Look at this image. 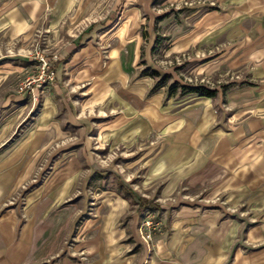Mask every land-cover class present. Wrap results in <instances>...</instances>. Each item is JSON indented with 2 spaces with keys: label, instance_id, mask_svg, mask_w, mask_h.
I'll return each instance as SVG.
<instances>
[{
  "label": "rangeland",
  "instance_id": "obj_1",
  "mask_svg": "<svg viewBox=\"0 0 264 264\" xmlns=\"http://www.w3.org/2000/svg\"><path fill=\"white\" fill-rule=\"evenodd\" d=\"M263 77L264 0H0V158L19 179L1 210L49 185L68 248L84 239L127 264H167L184 219L231 213L186 178L258 114ZM139 197L157 207L139 210Z\"/></svg>",
  "mask_w": 264,
  "mask_h": 264
},
{
  "label": "crops",
  "instance_id": "obj_2",
  "mask_svg": "<svg viewBox=\"0 0 264 264\" xmlns=\"http://www.w3.org/2000/svg\"><path fill=\"white\" fill-rule=\"evenodd\" d=\"M60 5L57 1L51 7L55 19L62 13ZM17 10L19 7L12 12V19L17 24L27 22L24 9ZM257 92L264 95V86ZM254 103L258 114L241 120L218 143L209 144V158L205 157L204 163L186 178V184L209 187L231 213L215 210L211 216L194 214L191 220L184 219L181 225H192L191 232L176 233V257L165 248L159 254L161 262L264 264V99ZM198 153L205 154L203 150ZM1 161L0 204L19 181L16 167L5 168ZM45 191L48 194L44 196L39 194L41 191L29 194L19 213L2 211L0 207V264H127L120 254L107 257L97 243L84 239H74L68 248L65 244L71 232L70 219L62 211L58 215L57 207L52 206L54 190L48 185ZM235 208L241 214L238 220L219 217L234 216ZM174 238L172 235L170 240Z\"/></svg>",
  "mask_w": 264,
  "mask_h": 264
},
{
  "label": "trees",
  "instance_id": "obj_3",
  "mask_svg": "<svg viewBox=\"0 0 264 264\" xmlns=\"http://www.w3.org/2000/svg\"><path fill=\"white\" fill-rule=\"evenodd\" d=\"M147 76H155L156 73L154 71H150L149 73H144ZM180 90L183 93H195L198 96H203V97H207V98H212L214 96V91L207 89L205 87L202 86H179ZM174 89H171V91H173ZM117 190L119 192L122 193V197L124 199L131 197V193L130 191L125 188L123 185H121V183L117 184ZM120 193V194H121ZM157 207V204L148 201L147 199L143 198V197H139L138 199V209L141 210L143 208H147V209H155Z\"/></svg>",
  "mask_w": 264,
  "mask_h": 264
},
{
  "label": "built area",
  "instance_id": "obj_4",
  "mask_svg": "<svg viewBox=\"0 0 264 264\" xmlns=\"http://www.w3.org/2000/svg\"><path fill=\"white\" fill-rule=\"evenodd\" d=\"M43 65H44V62H43ZM50 74H51V72H50Z\"/></svg>",
  "mask_w": 264,
  "mask_h": 264
}]
</instances>
